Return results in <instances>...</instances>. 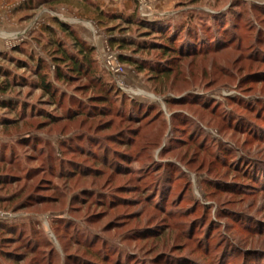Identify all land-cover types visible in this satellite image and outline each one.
<instances>
[{
	"label": "rangeland",
	"instance_id": "1",
	"mask_svg": "<svg viewBox=\"0 0 264 264\" xmlns=\"http://www.w3.org/2000/svg\"><path fill=\"white\" fill-rule=\"evenodd\" d=\"M114 13L207 37L169 77L118 61L114 82L109 54L170 57L112 46L154 37ZM55 20L95 49L122 117L69 121L85 81L57 83L61 102L29 85L71 43ZM0 86V264H264V0H0Z\"/></svg>",
	"mask_w": 264,
	"mask_h": 264
},
{
	"label": "trees",
	"instance_id": "2",
	"mask_svg": "<svg viewBox=\"0 0 264 264\" xmlns=\"http://www.w3.org/2000/svg\"><path fill=\"white\" fill-rule=\"evenodd\" d=\"M91 5L93 6L94 4ZM108 17L113 20H120L124 23L135 25L138 29H145V32H143L145 36H154L153 39L144 38L141 40L111 39L110 44L112 46H117L119 51L126 47L133 48L134 51H139L141 49L150 50L154 48L158 50L163 57L170 56L166 60L154 61L155 63H153L152 61H139L132 57L118 54L119 62L134 65L139 71L147 68L156 77H169L171 71L174 69L175 62L186 56L197 55L200 52L196 49L197 41L203 39V37H207L206 34L203 33L197 35V33L188 32V30H177L179 29L178 26L172 28L171 26L165 25L163 22H147L141 17H128L119 13L108 14ZM55 22L62 32L70 38L71 43L69 45L60 39L54 40L53 47L55 48V52L52 58L54 79L50 80L48 74L42 72L49 67L47 64L45 65L43 62H40V64L37 63L36 70L33 71L35 72L36 82H32L29 85L41 90L42 94L48 96L51 100L61 102L66 96V93L57 88V83L73 85L80 81H85L84 85L79 86L78 92L87 93L92 91V96L86 100H78L75 99V97L71 98V96H68L70 99H73L75 103V107L69 108V111L66 113V117L69 121L78 117H105L115 113L116 117H122L120 114L124 107L116 108L113 106V103L118 101V99L122 102V100L118 98L119 92L116 91L113 84L103 80L104 75L100 74L94 57L95 49L84 42L82 38L76 36L72 28L58 20H55ZM44 29L49 34H56L49 26ZM211 35H213V33ZM197 36H200V38ZM167 62L168 64L164 65V63ZM5 91L6 88L0 86L1 94ZM13 107L14 106L8 101L0 100V108L12 109ZM140 113L141 112L133 113V115L128 114L129 116L124 118V122L128 124L138 123L139 119L135 118L134 115H139ZM47 118L52 121L59 120V118H52L51 115H47ZM113 125L114 123L111 121L105 122L103 123V129L110 130ZM113 135L112 137L116 138V144L129 147L131 140L136 135V131L134 129L119 128ZM121 135H124L123 137L127 136V138H124L125 141L119 138ZM114 155H117V153L115 152ZM117 156H120L118 158L119 165L124 166V163L127 162V156L123 152L118 153ZM116 161L117 160H115V162ZM42 201H45L44 196L37 195L34 199V202L37 203Z\"/></svg>",
	"mask_w": 264,
	"mask_h": 264
},
{
	"label": "built area",
	"instance_id": "3",
	"mask_svg": "<svg viewBox=\"0 0 264 264\" xmlns=\"http://www.w3.org/2000/svg\"><path fill=\"white\" fill-rule=\"evenodd\" d=\"M103 66L107 74L114 79V82H118L117 79L119 75L123 73V67L118 62L117 57L109 54V56L104 59Z\"/></svg>",
	"mask_w": 264,
	"mask_h": 264
}]
</instances>
